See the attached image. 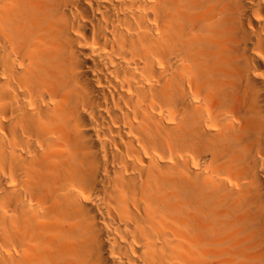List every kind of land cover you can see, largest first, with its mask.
I'll return each instance as SVG.
<instances>
[{"label":"bare ground","instance_id":"1","mask_svg":"<svg viewBox=\"0 0 264 264\" xmlns=\"http://www.w3.org/2000/svg\"><path fill=\"white\" fill-rule=\"evenodd\" d=\"M0 264H264V0H0Z\"/></svg>","mask_w":264,"mask_h":264}]
</instances>
